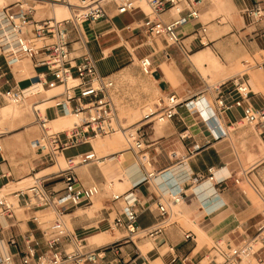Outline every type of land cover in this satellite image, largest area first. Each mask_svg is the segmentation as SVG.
Listing matches in <instances>:
<instances>
[{"label": "crops", "instance_id": "0c3cea01", "mask_svg": "<svg viewBox=\"0 0 264 264\" xmlns=\"http://www.w3.org/2000/svg\"><path fill=\"white\" fill-rule=\"evenodd\" d=\"M17 1L5 0V3L13 4ZM256 1L264 5V0ZM254 2L255 0H222L223 4L217 5L214 0H204L200 10L202 23L208 25L207 39L210 41V45L207 46L208 48L198 46L195 36L185 37V43L192 44L195 48L192 52L193 55L188 57H194L212 49L215 56L224 65V68L218 72L219 77L225 78L224 75H228L227 79L230 78L229 80L243 77L251 87L249 102L255 108L260 109L264 108V30L252 26L245 14ZM53 8L46 10L45 15L41 18L36 13L35 18L39 20L57 17L55 8ZM213 12L219 13V15L205 22L203 16H210ZM223 12L228 13L229 16ZM108 13V21L86 24L84 32L86 37H89L88 49L98 61L99 72L103 76L112 78L118 69V63L113 58L116 48L105 47L103 44L109 42L110 39L106 38L114 33L117 34L121 42L125 41L122 34L125 32L123 30L125 26L120 29L115 24L114 21L117 17L112 12V8H108ZM138 13L143 15L141 12L130 15L133 20H136L134 16ZM172 17V12L166 14L167 19H172ZM200 26L199 22H195L186 27L183 34L186 36L193 30H198ZM108 28L111 29L108 30ZM71 39L74 49L73 56L79 55L77 35L73 33ZM1 40L0 108L7 103L9 92L15 88L23 90L25 96L28 94L23 102L35 99L30 105L32 111L35 107L40 108L52 103V97L62 91L48 97H45V94L59 90L62 86L52 85L51 77H48L49 85L43 86L44 92L31 94V90H39L40 76L46 72V68H36L32 60L31 65L24 64L25 56L19 60L13 59L9 55V41L4 36H1ZM95 42L99 45L97 51L91 47V44ZM127 45L130 47L128 42ZM169 52L171 58L167 60H178L174 50H169ZM246 57L250 61L244 60ZM110 59H114V63L109 69L102 71L99 62ZM240 61L247 67V71L243 75L235 76L233 73L236 72ZM195 66L191 59L188 64L182 63L180 68H176L179 74L165 79L163 76H169L172 73V65L163 66L160 71L155 68L154 60L152 76L159 94L176 93L182 99L196 96L203 98L196 106L197 111L181 108L179 115L165 124L167 126L163 131H153L150 137L147 132L155 125L145 127L147 141L152 145L151 152L156 161L155 167L158 172H162L159 177L151 182H144V174L138 168L139 166L132 162L126 166L123 175L115 178V180L120 179L123 182V177L125 175L128 177L130 183L126 184L121 193L129 191L135 198L140 228H149L155 225L159 221L158 202L167 200L171 193L178 192L180 189H184L185 192L183 203L179 206L183 209L182 214L177 217L173 216V213L171 214L169 225L161 236L155 239L142 237L155 242L150 248L148 244L139 245L134 239H128L125 231H119L122 235L121 238L116 236L117 232H109L110 224L117 215L122 214L125 207V205L122 206L121 201H113L110 195L106 197L108 201L105 202V206L94 211V217H90L86 213L79 214L82 207L75 208L66 215L71 221L73 231L79 235L89 236L84 238L85 242L90 243L89 246L98 248L103 245L105 238L100 244L90 240L93 236L100 234L99 231L111 234L113 240L103 246L115 244L117 252L109 251L101 264H122L123 261L127 264H140L144 257H147L152 264H156L157 261H160L161 264H170L174 255L189 256L196 264H204L205 254L194 259V253L199 248V232L195 227L204 232L206 238L203 241L207 242L224 238L239 239L242 236L249 237L256 233L263 209L262 204L256 198L259 197L264 203V133L254 126L240 127L239 124L244 121L242 110L233 108L218 119L221 129L227 135L215 138L211 125L205 121L201 110L205 106L213 108L217 94L214 87L209 88L208 82L197 72ZM204 67L206 68L208 65H204ZM194 72L200 78L199 82L202 86L193 80ZM39 97L40 99H36ZM4 109L5 107L0 109V128L7 127L8 130L0 131V190L2 191L9 186L18 187L29 180L30 176L35 180V177H39V174L51 168L48 167L35 173L41 167L38 161L39 154L36 159H32L24 153V148L30 141V135L26 130H22L25 125L9 130V120L6 121ZM61 114L63 113L60 110H47V116L51 123L66 118ZM68 117L67 119L71 118V116ZM31 146L33 147L32 143ZM83 147L87 148L82 151L77 150L76 153L70 155L69 153L72 151L67 152L64 156L65 161L67 162L69 157L86 153L92 149L90 145ZM190 150H196L194 155H190ZM211 167L218 171V177H224L227 173L230 174V178L220 185H213L207 180L208 169ZM75 173L81 185L98 184L102 186L103 192H106L105 180L107 177L100 172L98 164L80 166L76 168ZM45 175H48L43 176L47 178V182L52 181L49 185L46 184L48 188L59 190L65 187L63 178L55 176V172ZM196 177H203V179L196 182L194 181ZM235 180H239V183L236 184ZM130 186L131 188L128 189ZM20 190L11 193V198H17L16 193ZM7 195L9 196V193ZM15 201L18 202V208L24 209L22 214L16 213L15 208V216L12 219L3 218L0 222V249L7 255L24 248L23 237L30 230H35L36 236L41 240L50 237L51 226H48V223L38 225L36 222V218L40 219L39 213L43 211L31 206V200L27 198L19 197ZM189 235L190 238H187ZM13 238L16 239L17 246L10 243ZM142 247L147 250L142 251ZM137 251H140L142 255L137 256ZM143 253L147 254L144 256ZM16 264H21L18 257Z\"/></svg>", "mask_w": 264, "mask_h": 264}, {"label": "built area", "instance_id": "2783aa9c", "mask_svg": "<svg viewBox=\"0 0 264 264\" xmlns=\"http://www.w3.org/2000/svg\"><path fill=\"white\" fill-rule=\"evenodd\" d=\"M78 1L75 4L71 0H18L13 4H0V18L10 24L21 52L34 62L36 68H46V72L40 76L39 85H49L47 79L51 77L52 85L64 88L61 93L52 97L54 104L46 108V115L34 108V124L40 132L32 145L39 154L40 166L56 165L59 158L64 157L67 152L86 145L92 147L86 153L69 157L67 168L56 173L55 176L62 177L65 182L63 189L48 188V180L42 176L35 177L34 184L27 190L16 193L17 198L31 200V206L52 210L55 220L50 227V237L41 240L36 236L35 230H30L23 237V249L9 255L0 249V264H16L17 257L21 264H101L109 251L117 252L115 244L91 248L81 235L67 227L64 219L71 210L91 205L103 193L102 186L98 184L81 185L75 173L80 166L99 164L101 160H107V157L97 155L91 141L114 134L120 129L127 143L126 151L133 155L144 174V182H151L162 172H158L155 167L156 161L152 156V145L147 141L145 127L169 123L179 115L181 108L197 111L196 106L203 98L196 96L182 99L176 93L160 94L154 104L147 107L139 126L124 128L118 125L113 99L115 81L99 72L98 61L88 49L90 41L85 35L84 26L108 21V8H112L115 17L141 12L142 18L125 25L124 31L141 32L149 45H153L156 40H162L166 43L162 51L166 59L171 58L169 49L172 47L188 57L195 48L192 44L185 43V37L195 36L200 47L210 45L207 39L208 25L202 23L200 10L204 0ZM35 2L48 3L51 8L58 4L65 5L69 8L71 17L61 21L55 16L38 20L35 18ZM143 4L148 6L150 14L145 12ZM170 12H176V15L167 19L166 14ZM245 14L252 26L264 30V5L261 2L255 0ZM195 22L201 24L200 28L185 36L184 29ZM73 33L77 35L80 50V54L75 56L71 39ZM140 65L145 75H153L154 55L143 56ZM71 82L75 83L71 85ZM215 91L217 96L213 108L205 107L201 110L205 121L210 123L215 138L227 135L221 129L218 119L233 108L241 109L244 121L264 133V108L257 109L249 102L251 87L243 77L233 78L216 87ZM9 96L12 103L20 104L24 101L25 92L15 88L9 92ZM49 109L77 117L79 126L69 131H53L47 116ZM195 152L196 150H190V155ZM208 175L207 180L213 185H220L230 178L227 173L224 177H218V171L213 167L208 169ZM202 179L203 177H196L194 181L199 182ZM235 182L238 184L239 180ZM106 186V192L113 201L125 203L122 214L117 215L110 224L109 232L125 231L128 239L141 236L155 239L161 236L169 225L173 208L180 206L185 198L184 189L171 193L167 200L158 202L159 221L149 228H140L136 202H130L132 193L127 191L125 194H115L113 181ZM14 216V204L0 190V222L3 218L12 219ZM261 216L254 235L217 241L205 254L208 264H264V209ZM36 222L38 225L46 223L38 218ZM10 243L13 246L18 244L15 238ZM136 255L142 254L137 251ZM122 264L127 263L123 261ZM140 264L152 263L144 257ZM170 264L196 263L189 256L174 255Z\"/></svg>", "mask_w": 264, "mask_h": 264}, {"label": "rangeland", "instance_id": "374dc122", "mask_svg": "<svg viewBox=\"0 0 264 264\" xmlns=\"http://www.w3.org/2000/svg\"><path fill=\"white\" fill-rule=\"evenodd\" d=\"M71 2L78 4L79 1L78 0H71ZM214 2L217 5L223 4V3H218L217 0H214ZM35 6L37 8V13L39 15V18H41L42 16L45 15L46 10H52V8H51L52 6L48 3H45V2H43V3L35 2ZM54 8H55V12L57 15L59 14V12L64 11V10L67 12L65 16H60V15L57 16L59 19H63V18H66L69 16L68 10L65 7L60 6L58 4V5H55ZM143 9L145 10V12L147 14H150V10L148 9L147 5L143 4ZM223 13H225L227 16H229L228 13H226V12H223ZM172 14H173V16H175L176 12H173ZM218 15H219V13L213 12L212 15H210V16H203V19L205 22H207V21L217 17ZM134 17L137 20H139L142 17V15L138 13ZM132 20H133V18L130 15H122V16L117 17L114 22L121 29L122 27L127 25ZM109 29H111V28H108V30ZM122 34L125 38V41L121 42L120 39L117 37V34L114 33V34H112L106 38V39H110V41L103 44V46L116 48L114 50L113 58L118 63L117 64L118 69H117L116 75L112 77V79L115 81V89L113 92V99H114V104H115L116 114H117L116 123L118 125L124 127V128H128L131 126L137 127L142 123L141 120L144 116V113H145L147 107H150L152 104H154L155 100L160 95L159 92L155 88V81L153 79V76L152 75H145L142 72L141 65H140L141 58L143 56L149 55V54L154 55L155 68H157L160 71H162L163 66L172 65V67H173L172 73L169 76H166V75L163 76L165 79H170L173 76H175L176 74H179V72L176 68H180V65H182V63L188 64L189 61L192 59V57L185 58V57H183V55L181 54L179 49L172 47L169 50L170 51L174 50L177 53L179 61L177 59H173V60L169 61L163 55L162 51L166 47V43L163 42L162 40H156L155 42H153V45H149L147 43V39L139 31H136L134 33H127V31H125V32H122ZM87 38H89V37H87ZM127 42L129 43L131 48L127 45ZM91 47H92V49L95 48L96 51L99 49V45L96 42L91 44ZM206 48H208V47H206ZM211 51H212V49H211ZM212 53H213V51H212ZM134 55H136V56H134ZM114 59H110V60H106V61H100L99 67L101 68V70L105 71V70L109 69L111 64L114 63ZM244 60L250 61V59L248 57L244 58ZM176 61H178L177 64H176ZM31 62L32 61L30 59H28L26 57L24 58V64L27 63V64L31 65ZM220 63H221V61H220ZM221 65L222 66L220 67V70L224 68V65L222 63H221ZM195 68H197V72H199V74H201V76L206 79V81L209 84V88L212 89L214 87V91H215L216 87H219L222 83H224L225 81L227 82V80L230 79V78L225 79V78L219 77L218 72L220 70L215 71V70L209 69V67L205 68L204 66H199V65H196ZM235 71L236 72L233 73V74H235V76L237 74L243 75L247 71V67L243 65L242 61H240L238 63V67ZM208 77H210V79H208ZM199 79L200 78H198V75L196 74V72H194L193 80H196L197 82H199L200 81ZM196 84L194 85L195 87H196ZM198 84H199V86H202V84L200 82ZM63 89L64 88L62 87L61 89L53 91L47 95L45 94V97H48V96H51L55 93L61 92ZM204 90H206V89H204ZM43 98H44V96H43ZM36 99H40V97L36 98ZM34 100L35 99H30L29 101L21 102L18 105H13V103L10 100V96H9V97H7V103L1 107V108L5 107L4 116L7 117L6 121L9 120V130H13L14 127H19L20 125H25L22 128V130H26L29 133L30 141L26 146L24 145L25 146L24 153L27 156L31 157L32 159H36L38 153L31 146V143L33 140H35V138H37L39 136V132H40L39 128L34 124V111H32V107L30 106ZM53 104L54 103L52 102V103H48L46 105H43L40 108L37 107V110H40L43 115H46L45 109L48 108L49 106H52ZM61 115L63 117H66V118L68 116L65 114H61ZM52 116H53V114H52ZM196 116L198 117V114H196ZM69 119H72V117ZM246 125H248L246 123V121H243L239 124L240 127H243ZM166 126L167 125L155 124V126L152 129H149L147 133L151 137L153 131L154 132H156V131L159 132L160 130L163 131L166 128ZM50 128L52 130L53 129L54 130L60 129L57 125H54V124H52V126L50 124ZM7 130H8L7 127H1L0 128V131H7ZM66 130H69V129H66ZM59 131H64V130H59ZM118 133H121L120 129H118L117 132H115L114 134H111L109 136H105V137L102 136V137H98V138H95L92 140V144L95 148V152L97 153V155L99 157L109 158L111 156V154H113V157H116V160L114 162H106L105 164L104 163L98 164L99 168H100V172L102 174L104 173L107 177V179L105 180V184L108 185L111 181L114 182V193L115 194H120L116 191L115 178L117 176L124 174L125 168H126V166H128V164H130L132 162H136L133 155L130 152L126 151L127 143H126L125 137L122 136V134H118ZM86 148L87 147H80L79 149L71 150L72 152L69 151L70 152L69 155L76 153L77 150L82 151V150H85ZM121 153H125V154L128 153V154H126L125 156H120ZM63 158L64 157H60L58 160V164L54 165V167H52V164H47V165H44V166H41L40 168H38L37 172H35V173H39L43 169L51 167L48 170H46L44 173H41L38 175L39 177H42V176H48L45 174L50 175V173L53 174V172L57 173L60 170V168L61 169L67 168V162H63V160H62ZM59 166H61V167H59ZM51 182L52 181H49L46 184L49 185V183H51ZM33 184H34V180L30 176L29 180L22 183L18 187L9 186L2 191V194L9 193V198L16 208V213L22 214L24 209L17 207L18 202L15 201V199H17V198H11L10 194L15 192L16 190H20V189L21 190H27ZM106 188H107V186H106ZM129 188H131V186L128 187V189ZM108 195H110V194L107 192H103L100 196H98L93 201V203L91 205L84 206V207L81 206L82 210H79V214H85L86 213V214H88V216L94 217V211L99 210L105 206V202L108 201V199L106 198ZM256 199L262 204L263 209H264V203L260 200L259 197H257ZM120 203L123 204L122 206L125 205L124 201H121ZM179 209H181V210L179 211ZM263 209H262V211H263ZM182 210H183L182 207H180V208L174 207L173 208V214H174L173 216H175V217L180 216L182 214ZM42 211H43L42 213H39L40 219L46 221V223H48V226H51L52 225L51 223H53V221L55 220V215H54L53 211L52 210H43V209H42ZM64 219L66 221L67 227L70 230H72L73 227H72V224H71L69 217H65ZM178 221H181V219H178ZM49 224H51V225H49ZM99 233H101V231H99ZM116 236L118 238L122 237V235L119 232H117ZM81 237L85 238V237H89V236L88 235H81ZM112 240H113V238H112L111 234L105 233V240L103 242V245L109 244ZM134 240L139 245H142V244L147 245L148 244L149 248L152 246V244L153 245L155 244V242L153 240H149L146 238L143 239L142 236L140 238L139 237L134 238ZM225 240H228V238H224V239H221L218 241H225ZM216 242L217 241H208L207 242V241L199 240V248L194 253V259H196L199 256L206 254ZM86 243L88 245L90 244L87 241H86ZM91 247L94 248V246H91ZM142 249H143L142 251H144V252H145V250H147L145 247H142ZM204 264H208L207 259L205 260Z\"/></svg>", "mask_w": 264, "mask_h": 264}, {"label": "bare ground", "instance_id": "6f19581e", "mask_svg": "<svg viewBox=\"0 0 264 264\" xmlns=\"http://www.w3.org/2000/svg\"><path fill=\"white\" fill-rule=\"evenodd\" d=\"M217 2L218 3H221L222 2V0H217ZM0 4H6L5 3V0H0ZM60 5V4H59ZM60 6H63V7H65L67 10H68V13H69V16L68 17H66V18H63V19H59V18H57L58 20H65V19H68V18H70L71 17V12H70V10H69V8L67 7V6H65V5H60ZM148 7V6H147ZM149 9V8H148ZM66 11L64 10V11H61V12H59V14L57 15V16H65L66 15ZM1 36H4V38H6V40H8L9 41V55H11L12 56V58L13 59H15V60H19V59H21V58H23V56H25L22 52H21V50H20V48H19V46H18V44H17V38H16V35L14 34V32L12 31V29H11V27H10V24H8L5 20H4V18H0V45H1V42H2V40H1ZM192 61H193V63L195 64V65H199V66H204V65H208V67H209V69H212V70H215V71H219L220 70V67L222 66L221 65V63H220V61L218 60V58L211 52V51H207V52H201L200 54H198V55H195L194 57H192ZM224 77H225V79H227L228 78V75H224ZM75 82H71L70 84L71 85H73ZM38 89L39 90H35V89H33V90H31V94H36V93H39V92H44V87L41 85L40 87H38ZM28 96V94H26V96L25 97H27ZM25 99V98H24ZM13 105H18V104H14L13 103ZM206 107V106H205ZM197 108V107H196ZM45 111H46V109H45ZM68 116H71L72 117V119H67V118H63V119H59V120H57V121H54V122H52L51 123V121H50V124H51V126H52V124H54V125H57L60 129L59 130H64V131H69V130H72V129H74V128H77L78 126H79V124H80V122H79V120H78V118L77 117H75V116H73V115H68ZM74 118V119H73ZM78 123V124H77ZM72 127V128H71ZM71 128V129H70ZM66 129H69V130H66ZM59 130H54L53 129V131H59ZM118 134H122V136H124V134H123V132L121 131V133H118ZM92 142V141H91ZM125 155V153H121L120 154V156H124ZM110 156V155H109ZM63 160V162H66L65 161V159L63 158L62 159ZM116 160V157H113V154H111V156L109 157V158H107V160L106 161H100L99 163H106V162H108V161H115ZM135 164L137 165V163L135 162ZM138 166V165H137ZM59 167H61V166H59ZM139 168V167H138ZM44 173V172H43ZM116 182H115V186H116V184H117V188H116V191L118 192V193H120V194H125L126 192H124V193H121V192H123V190H124V187L126 186V184H129L130 183V181L128 180V177L125 175L124 177H123V182H121L120 181V179H116L115 180ZM130 202L131 203H134L135 202V198L134 197H132L131 199H130ZM181 206V205H180ZM176 207H179V206H176ZM180 208V207H179ZM181 209H179V211H180ZM195 226V225H194ZM197 230H198V232H199V237H200V239L198 238V240H201V241H203V239L204 238H206L205 236V234H204V232L203 231H201V230H199L197 227H195ZM105 238V233H100V234H97V235H95V236H93L90 240H91V242H93V243H98V244H100L102 241H103V239ZM248 238V237H247ZM147 253H143V255L145 256ZM156 264H161V262L160 261H157V263Z\"/></svg>", "mask_w": 264, "mask_h": 264}]
</instances>
